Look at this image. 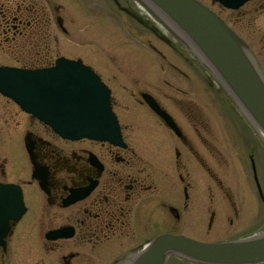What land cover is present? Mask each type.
<instances>
[{"label":"flooded vegetation","instance_id":"1","mask_svg":"<svg viewBox=\"0 0 264 264\" xmlns=\"http://www.w3.org/2000/svg\"><path fill=\"white\" fill-rule=\"evenodd\" d=\"M199 1L210 9L215 6L216 15L239 35L243 19L264 12V0H247L236 9L215 0ZM125 4L120 7L138 15L134 5ZM65 11L61 0H0L1 53L20 56V65L13 66L25 68L49 66L56 56H66L60 36L71 41L76 30ZM138 16L150 26L143 13ZM260 54L264 58V52ZM168 66L184 78L182 83L165 77L149 87L137 80L133 85L118 81L125 103L103 80L110 88L119 138L63 137L20 109L26 121L7 123L9 136L19 124L20 132L9 155L0 154V184H11L20 192L23 212L7 220L0 264H129L130 255L161 233L212 241L189 234V216L205 212L209 233L220 200L230 226L247 222L241 221L242 197L229 192L221 179L225 153L202 100L188 95L186 73ZM164 67L160 65V71ZM144 93L166 111L175 128L147 104ZM117 107L126 113L134 110L133 115L119 114ZM245 135L238 156L244 162L241 173L247 189H256L249 214L256 221L264 215V145ZM196 226L201 227V221Z\"/></svg>","mask_w":264,"mask_h":264},{"label":"water","instance_id":"2","mask_svg":"<svg viewBox=\"0 0 264 264\" xmlns=\"http://www.w3.org/2000/svg\"><path fill=\"white\" fill-rule=\"evenodd\" d=\"M135 1L198 57L199 66L217 79L264 139V70L246 42L197 0ZM217 1L237 8L246 0ZM0 92L63 137H120L110 90L80 59L58 57L53 66L35 69L0 66ZM143 97L174 127L171 117L149 94ZM10 206L16 207L14 214ZM21 212L18 190L0 185V238L8 229L7 220ZM171 254L205 264L262 263L264 235L206 242L163 233L130 255L129 264H165Z\"/></svg>","mask_w":264,"mask_h":264},{"label":"rangeland","instance_id":"3","mask_svg":"<svg viewBox=\"0 0 264 264\" xmlns=\"http://www.w3.org/2000/svg\"><path fill=\"white\" fill-rule=\"evenodd\" d=\"M61 2L66 7L64 14L68 12L72 15L70 18L73 19L76 30L75 39L71 41L60 36L61 53L67 57L81 58L83 62L91 65L102 80L111 84L115 89L116 97L121 102L125 103L128 100L124 98L126 93L118 81L133 85V81L137 80L140 86L149 87L165 77L168 80L182 83L184 78L178 72L173 71L168 64H173L186 73L188 95L199 97L202 100L204 114L210 121V127L216 128V139L219 138L217 141L225 153L224 159L226 160L220 163L221 179L227 185L229 192L242 197L241 221L246 218L249 226L246 227V223L240 226H230L228 218L225 217L229 213L224 211V205L220 200V211L211 231L206 233L205 224L208 215L203 212L199 216L190 214L189 234L212 241L262 234L264 215L260 216L257 222L249 217L251 209L254 208L256 189L253 186L251 190L246 187V178L241 173L245 169L244 162H240L238 151H240L243 138L247 136L245 134H248L253 142L255 139L264 140L253 125L249 127L244 119V123L242 122L239 116L245 117V115L225 88L206 69L199 66L198 57L189 49L178 44L176 48L159 40L158 36L156 37L122 12L115 0H61ZM211 8L216 11L215 6ZM242 22L239 28L241 36L247 40L255 52L259 53L261 60V65L260 63L259 65L264 70V58L260 54L264 52V50L261 51V45L264 43L262 32L264 12L252 13L250 18L247 17ZM68 46L70 49H66ZM19 58L20 56L3 55L0 51V64L20 65L17 61ZM160 65L165 66L164 71H160ZM113 74H116L115 79L112 77ZM128 103L131 105L130 102ZM115 110L126 116L133 115L134 112L133 110V112L126 113L119 107ZM15 121L20 124L22 121L25 122L26 115L14 103L3 99L0 95V154L9 155L14 148L13 145L18 144L20 124L16 125L13 130L14 134L12 133L11 136L5 132L7 123L12 126ZM248 123L250 124L249 121ZM262 143L264 145V142ZM220 192L224 194L222 190ZM221 193L220 196L223 198ZM200 221L201 227H197L196 224ZM174 261L170 258L171 263Z\"/></svg>","mask_w":264,"mask_h":264},{"label":"bare ground","instance_id":"4","mask_svg":"<svg viewBox=\"0 0 264 264\" xmlns=\"http://www.w3.org/2000/svg\"><path fill=\"white\" fill-rule=\"evenodd\" d=\"M262 235H264V232L262 233ZM251 236H255V235H251ZM246 237H248V236H246ZM244 238V237H243Z\"/></svg>","mask_w":264,"mask_h":264}]
</instances>
